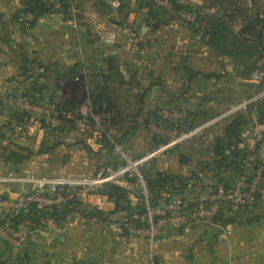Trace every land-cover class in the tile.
Masks as SVG:
<instances>
[{
    "label": "crops",
    "instance_id": "crops-1",
    "mask_svg": "<svg viewBox=\"0 0 264 264\" xmlns=\"http://www.w3.org/2000/svg\"><path fill=\"white\" fill-rule=\"evenodd\" d=\"M185 1L200 6L219 2L220 14L225 17L213 16L229 24L224 34L234 41L248 23L264 17V0ZM24 4L25 0H0V97L17 95L37 83L44 87L43 96L59 107L77 109L89 98L94 110L108 116L100 124L89 121L77 126L68 118L51 119L43 108L46 100L32 111L33 128L19 131L4 109L0 114V144L4 148L0 150V177L36 178L38 174L27 164L47 160L57 173H67L64 169L70 168V178L44 175L50 178L95 175L119 163L112 143L124 144L135 156L147 151L150 142L145 125L162 110L185 104L206 114L217 110L219 97L228 87L234 88H223L226 83L233 80L243 95L255 85L243 64L249 65V58L240 57L244 45L234 46L233 59L212 48L209 35L192 32L162 15L152 17L148 9L137 8L136 0H130L126 14L110 0H72L68 9L58 11L64 14H42L36 19L24 13ZM168 6L164 9L170 12ZM233 21L240 24L236 30L230 27ZM31 22L32 26H27ZM104 31L115 32L117 44H103L99 33ZM81 70L85 73L78 84L75 78ZM75 86L78 97L70 99L67 92ZM230 121L227 118L208 147V162L213 143ZM10 154L15 155V161L7 160ZM164 171L158 173L174 174ZM232 174L229 170L221 177L232 180ZM217 179H211L213 186ZM30 187L29 182H2L0 196L12 200ZM127 193L131 201L133 195ZM82 206L93 210L90 205ZM114 208L110 202L100 219L86 224L61 222L60 232L39 229L24 243L0 236V257L6 259L4 264H154L153 257L157 263L162 254L168 264H264L262 205H225L217 217L218 226L170 231L162 244H155L154 255L147 239L134 233L123 235L129 225L122 223L123 214L114 213Z\"/></svg>",
    "mask_w": 264,
    "mask_h": 264
},
{
    "label": "built area",
    "instance_id": "built-area-1",
    "mask_svg": "<svg viewBox=\"0 0 264 264\" xmlns=\"http://www.w3.org/2000/svg\"><path fill=\"white\" fill-rule=\"evenodd\" d=\"M50 2L53 3V10L56 11L59 8V4L55 0H50ZM110 4L113 7L119 6L117 0H110ZM170 12L172 11L170 10ZM204 15V13L193 14V17L190 18L185 12H178L174 15V22H179L182 19L186 23H192L196 17ZM99 39L105 45H115L118 42L117 34L111 31L99 33ZM263 76L264 72L262 69H255L251 72L250 77L256 82ZM83 77L84 72L79 71L75 82L78 83ZM78 93V86L69 89L67 92L70 99L75 95L78 97ZM263 96L264 93H259L250 101H245L238 107H231L227 116L231 118L237 114H247V108L255 104L257 100L261 101L260 98ZM1 98L5 105L21 112L26 110L32 113V111L40 107L29 104L18 94ZM43 108L47 110L46 112L50 118L57 119L56 117L62 115L71 119L77 126H82L89 121L100 124L102 121H106L108 116L106 112L95 113L92 101L89 98L84 99L77 109L64 107L56 109L48 106ZM174 115L176 119L171 127L168 128L172 132V141H163L157 150L138 158L131 156V152L124 149L123 146L112 143L114 153L119 156V163L114 167H105L95 175L77 177L71 180H58L44 176L29 180L11 176L0 177V183L15 181L19 183L29 182L31 184L28 191L17 193L12 200H6L0 196V236H9L12 240L19 243H24L32 238L37 230L30 225L21 223L15 229L10 226V217L26 212L31 205L43 210L50 206L60 205L66 200L76 199L81 205H90L96 211L105 212L110 201L100 191L107 184L118 185L132 193L133 199L130 201L131 203L137 204L141 202L145 205L146 214L142 217L136 216L134 218L145 220L148 228L139 227L128 230V233L140 236L144 232H149L151 235L155 234L154 225L157 224L159 219L157 216L162 218L160 220L162 224L170 225L173 228L177 224L182 223L216 227L218 226L217 217L225 205L237 208H252L258 204L264 206V123L258 122L257 117L250 118L248 126L245 127L243 134L239 137L238 148L244 150L246 154L241 160L239 170L232 180L217 182L195 200L190 198L163 200L158 206H150V194L140 168L157 153L176 146L181 139L198 131V129L194 130L191 125L187 130L188 123L191 122L192 124V115L189 112L180 113L179 109L175 108ZM33 125V123L26 124L24 128L30 130ZM17 128L19 131L23 129L20 126H17ZM159 131H161L160 128ZM153 216H156L155 221ZM66 220L86 224L93 219H88L81 213H73L67 215ZM126 222V218L122 219L123 224H127ZM39 226L40 229H50L58 232L62 230V225L50 217L40 218ZM123 241L126 244L125 236H123Z\"/></svg>",
    "mask_w": 264,
    "mask_h": 264
},
{
    "label": "trees",
    "instance_id": "trees-1",
    "mask_svg": "<svg viewBox=\"0 0 264 264\" xmlns=\"http://www.w3.org/2000/svg\"><path fill=\"white\" fill-rule=\"evenodd\" d=\"M70 1L72 0H55V2L59 4V9L56 10V12L59 11L60 8L68 9ZM117 1L119 2V11L126 14L129 10L130 0ZM166 1H168L171 6L172 12H168L167 10L162 9V7H159L156 0H136V6L138 9H148V12L152 17L162 15L168 21L175 19V13H186L189 11L194 12L192 11L193 8H189L187 4L184 5L177 0ZM24 6V13L31 14L34 19L38 18L42 14H49L53 11V3H51L50 0H25ZM220 16L223 18L225 17V15L222 14H220ZM228 25L229 24L225 21L215 19L213 15H204L196 17L192 23L185 26L189 27L192 32L209 35L210 46L226 56H231L233 59L236 57L234 46L237 43H239L240 46L244 45L246 50L244 51L245 53L242 52L240 54V57L247 56L249 58V65H247L246 61L243 60V64L246 65V71L251 73L253 70L259 69L260 66L264 65V17L257 18L248 23L243 30L239 32L238 37H236L238 41L231 40L229 37L226 38L224 32H228ZM27 26H32V22L28 23ZM233 37L235 38V36ZM43 91L44 87L35 83L18 95L24 101L34 106H40L39 102H45L47 100L46 105L44 106L54 107L57 109L59 106L53 104L49 97L43 96ZM4 109H8V117L16 124V126H20L24 129V125L31 124V112L26 110L21 112L15 108L8 107V105H5L0 97V114ZM253 110L255 111V114H257V121L264 123V100L256 104ZM95 113H103V111L95 110ZM56 118L58 120L66 119V117L62 115ZM249 118L250 116L243 113L231 117V121L227 125L223 135L217 138L213 143L212 157L206 165H212V168L210 166L207 167V171L212 175V177L220 178L223 172H228L229 170L233 171L232 177H235L237 171L239 170L241 160L246 154L244 150L238 148V145L240 142L239 137L243 134L245 127L249 124ZM153 121L156 124H159L157 122H160V116L157 115L153 117ZM226 151H229L230 153L225 154ZM7 160L15 161L16 157L14 154H10ZM145 169L143 172L145 174L144 179L147 184V189L150 194V206H158L163 200H168L175 195L181 194L182 190L186 186L187 178L180 175L172 173H158V171H155L154 168H148L147 166ZM224 179V177H221L219 182L225 181ZM100 193L107 196L108 200L114 204V213H122L124 219H127L126 225L129 226L126 227L128 230L130 228L139 227L144 229L148 228L145 220H138L134 218L136 216L142 217L146 214L145 205L139 202L133 206L128 199V193L124 188L118 185L107 184L103 187ZM73 213H81L88 219H100L102 216V212L94 209L90 212L88 209L83 207L78 200L70 199L60 205L50 206L43 210H39L35 206L31 205L26 212L10 217V226L15 229L19 224L24 223L30 225L35 230H39L40 218L50 217L60 224L61 222L66 221L67 215ZM124 232L123 235H127L128 231ZM4 263H7V261L1 255L0 264Z\"/></svg>",
    "mask_w": 264,
    "mask_h": 264
},
{
    "label": "rangeland",
    "instance_id": "rangeland-1",
    "mask_svg": "<svg viewBox=\"0 0 264 264\" xmlns=\"http://www.w3.org/2000/svg\"><path fill=\"white\" fill-rule=\"evenodd\" d=\"M178 2H181L182 4H187L189 8H193L192 11L194 12H186L187 15L190 16V18L193 17V14H199V13H204L206 16L209 15H217L220 13V3L219 2H211L209 5L206 4L205 6H200L195 2H188L185 0H177ZM157 4L159 7H162V9L166 8L167 5H169L168 1L164 0H156ZM166 2V3H165ZM59 9V8H58ZM57 9V10H58ZM55 13L56 15L59 14V12L53 10L51 12ZM193 21V20H191ZM171 22H174L172 20ZM177 22V21H176ZM188 22V21H187ZM180 25H189L188 22L186 23L184 20H180L178 22ZM171 24V23H170ZM178 25V24H177ZM240 27V24H236L231 22L230 27L232 30H236ZM264 45V41H263ZM231 67V65H229ZM229 67V68H230ZM259 69H262L264 72V65L260 66ZM82 72L85 73V70H81ZM210 71V68H209ZM227 71H229L227 69ZM232 71V70H231ZM251 76V73L249 74ZM229 77H227L228 79ZM251 78V77H250ZM230 81V78L228 79ZM253 81V80H252ZM234 81H230V83H226L224 87H228L226 85H230L234 88H229V91H226L224 93V96L219 97V107H217L215 111H208L206 114L199 111L195 112L192 109H189L185 104L184 105H171L165 110H162L160 112V125H157L152 119L148 121L145 125V134L147 135V141L150 142V148L147 151H144L140 156H144L146 154L151 153L154 150H157V148L160 146V144L163 141H172V132L168 130V128L171 127V125L175 121V115H174V109L178 108L179 112L186 113L189 112L190 114L192 113V124L191 127L195 130L198 129V131L194 134H191L188 137H185L181 139V141L174 147L167 149L165 151L157 153L153 158L147 160L143 167H141V173L142 176L145 177L144 174V169L147 166L148 168H154L155 171L158 170H171L174 174L180 175L184 178H187L186 186L182 190V193L179 195H175L174 197L169 198L168 200H183L185 198H190L191 200H195L197 197L201 196L202 194L205 193L206 190H209L210 188L213 187L214 183L213 181L211 182V179H215V177L209 176L207 167H211L212 165H207L208 163V153H211V151H208V147L212 145L214 136L216 133H220L222 130L223 123L229 118L227 116V113L230 111L231 107H238L239 105H242L243 102L245 101H250L254 96H256L259 93H264V76L259 80V81H254V87L253 90H251L248 94L243 95L244 93H241V91H238L237 87L233 85ZM261 101L264 100V96L260 98ZM259 99V100H260ZM223 104L221 103V101ZM261 101H258L251 105L250 107L247 108V115L252 116L253 118V113L255 112L253 109L255 108V105L260 103ZM212 110V108H210ZM203 113V114H201ZM205 115V116H204ZM256 117V116H255ZM52 119V117H51ZM156 125V126H155ZM159 126V127H158ZM159 128L161 131H159ZM34 133V132H33ZM217 136V135H216ZM202 137V140H201ZM211 137V140L208 139ZM206 138V139H203ZM211 142V143H210ZM119 144L120 146H123L124 149L129 150L131 152V156L134 158H138L140 156H135L133 152L124 144L116 143ZM7 145H5L6 147ZM0 150H4L3 146L0 144ZM6 155V154H5ZM117 155V154H116ZM118 160L119 156L117 155ZM44 162V165L42 164ZM52 161L47 160V161H40L36 163H29L27 164V167L31 166V169H33V172L35 174H42V176H36L37 177H43L44 175H54L57 173V170L55 167H51L50 163ZM206 166V167H205ZM40 167V168H39ZM66 170L63 174V171H58L56 175L59 174L61 178H70L68 174V171H70V168L64 169ZM146 170V169H145ZM164 171V172H165ZM208 173V174H206ZM88 176V175H87ZM48 177V176H44ZM72 179V177H71ZM221 178H218L216 182H219ZM159 217L157 224L154 225V230H156L154 235H151L149 232H144L143 235H141L143 238L147 239L148 241V246L150 248V254H153V247L155 249V244L159 243L162 239L163 236H165L166 233L176 230L178 231H184V230H189V229H197V228H208V226H203V225H196L193 223H182V224H177L174 228L171 227L170 225H165L160 222L162 219L160 216ZM156 216H153V220L155 221ZM158 225H160L158 227ZM152 237V238H151ZM163 241H161V244ZM154 255V254H153ZM166 256H163L161 254L160 260L157 261L155 257H153V263L154 264H168V261L165 258Z\"/></svg>",
    "mask_w": 264,
    "mask_h": 264
},
{
    "label": "water",
    "instance_id": "water-1",
    "mask_svg": "<svg viewBox=\"0 0 264 264\" xmlns=\"http://www.w3.org/2000/svg\"><path fill=\"white\" fill-rule=\"evenodd\" d=\"M59 13H62V14H64V13H65V11H60ZM190 125H191V122H189V123H188L187 130L190 128Z\"/></svg>",
    "mask_w": 264,
    "mask_h": 264
}]
</instances>
